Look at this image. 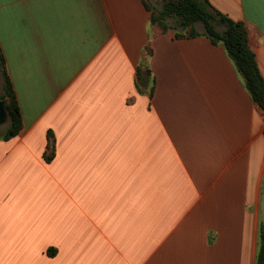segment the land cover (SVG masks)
Wrapping results in <instances>:
<instances>
[{
    "label": "crops",
    "instance_id": "0c3cea01",
    "mask_svg": "<svg viewBox=\"0 0 264 264\" xmlns=\"http://www.w3.org/2000/svg\"><path fill=\"white\" fill-rule=\"evenodd\" d=\"M208 1L247 25L264 78V0ZM155 30L141 0H0L23 119L0 139V264H256L264 110L224 46ZM46 172L59 214L20 215L21 176Z\"/></svg>",
    "mask_w": 264,
    "mask_h": 264
},
{
    "label": "trees",
    "instance_id": "16d2710c",
    "mask_svg": "<svg viewBox=\"0 0 264 264\" xmlns=\"http://www.w3.org/2000/svg\"><path fill=\"white\" fill-rule=\"evenodd\" d=\"M141 1L151 14V23L156 28L155 34L174 30L177 39L206 36L213 45L224 46L237 71L242 75L245 87L253 102L264 110V78L255 53L250 47L249 30L244 22L235 21L213 9L208 0H164L162 9L157 10L156 13L153 11L150 0ZM170 18L176 21V26H172L169 22ZM199 25L203 26L202 31L199 30ZM152 54L153 49L149 42L144 49L145 62L137 70V88L141 93L147 92L150 97H153L154 94L155 78L147 60ZM0 71L3 76V94L0 101H6V110L10 121L9 127L0 139L10 140L22 130L23 119L1 47ZM54 157L55 141L53 133L49 131L44 159L51 162ZM259 243L256 264H264V222L260 228Z\"/></svg>",
    "mask_w": 264,
    "mask_h": 264
},
{
    "label": "rangeland",
    "instance_id": "374dc122",
    "mask_svg": "<svg viewBox=\"0 0 264 264\" xmlns=\"http://www.w3.org/2000/svg\"><path fill=\"white\" fill-rule=\"evenodd\" d=\"M151 6L153 8V11L156 13L157 10L162 9L164 0H150ZM169 22L172 24V26H176L177 23L174 19H169ZM158 30V28H157ZM199 30H203V26L199 25ZM156 31V30H155ZM145 58V57H144ZM149 59L147 60V62ZM145 60L142 58L140 65L143 64ZM149 65V63H148ZM3 86V77L2 74L0 73V89L2 90ZM2 92L0 91V96ZM52 95H42L40 96V102H39V108H42L43 106L47 105L51 99ZM22 99L24 103H27L30 99L29 96H23ZM8 126V123L4 124L1 128L3 133L6 131V128ZM32 175H23L21 176L22 178V187L20 189L21 193L19 197L26 198L28 201H26L24 207H20V215H28V214H40L43 213L44 210H46L48 213L51 212L50 214H59V205H56L55 207H50L49 206V197L47 199V188H48V183L53 180L58 178V174L56 172H51V173H37L35 175V179L30 178ZM50 184V183H49ZM33 190H35V195L33 196ZM13 190L10 191H4V196L6 197L5 200L7 204H9L12 200V192ZM56 195V194H54ZM54 196L52 195V199ZM58 201V200H57ZM54 204V200L52 202ZM56 210H58V213H56ZM264 222V220L261 222ZM261 228V226H260ZM259 237H260V231H259ZM260 244V243H259Z\"/></svg>",
    "mask_w": 264,
    "mask_h": 264
},
{
    "label": "water",
    "instance_id": "95a60500",
    "mask_svg": "<svg viewBox=\"0 0 264 264\" xmlns=\"http://www.w3.org/2000/svg\"><path fill=\"white\" fill-rule=\"evenodd\" d=\"M9 120L6 110V101H0V125L6 124Z\"/></svg>",
    "mask_w": 264,
    "mask_h": 264
}]
</instances>
